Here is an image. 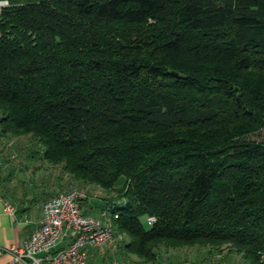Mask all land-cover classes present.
<instances>
[{"label":"trees","instance_id":"1","mask_svg":"<svg viewBox=\"0 0 264 264\" xmlns=\"http://www.w3.org/2000/svg\"><path fill=\"white\" fill-rule=\"evenodd\" d=\"M7 1L0 147L32 135L116 192L100 204L140 264L194 245L264 264V0Z\"/></svg>","mask_w":264,"mask_h":264},{"label":"rangeland","instance_id":"2","mask_svg":"<svg viewBox=\"0 0 264 264\" xmlns=\"http://www.w3.org/2000/svg\"><path fill=\"white\" fill-rule=\"evenodd\" d=\"M253 138L264 139V127L257 133H251ZM3 158L12 159L14 161H22L29 167L25 168L22 164L19 173L14 171L18 176L23 191H27L26 187L31 186L34 182L42 189L49 187L54 192L59 187V178L64 190L72 188H84L87 190L90 200L97 203L93 214L99 215L104 211V207L100 203H106L116 196V192L102 188L95 183H86L76 179L72 174L64 170L63 164H53L43 156L44 145H40L38 140L32 135H22L10 138L8 142L0 147ZM9 157V158H8ZM28 178V179H27ZM30 179V180H29ZM60 184V183H59ZM56 185V186H54ZM54 187V188H53ZM53 188V189H52ZM116 198V197H115ZM86 208V207H85ZM87 209V208H86ZM146 228H149L151 222L148 218H143ZM129 240V236L118 229L117 222H114V235L106 244L95 247L92 253L88 252V264H101L102 261H110L111 259H119L123 264H140L136 255H127L124 248L125 243ZM159 257L155 263L150 264H167L170 262H185L186 264H249L245 257L230 249L228 246L222 248L210 246H183L181 248H166L161 246ZM95 258L96 260H93ZM99 257V258H98ZM92 259V260H91Z\"/></svg>","mask_w":264,"mask_h":264},{"label":"built area","instance_id":"3","mask_svg":"<svg viewBox=\"0 0 264 264\" xmlns=\"http://www.w3.org/2000/svg\"><path fill=\"white\" fill-rule=\"evenodd\" d=\"M0 1V5L7 4ZM89 197L84 188L64 190L48 198L43 205L44 215L30 238L19 246L14 243L0 245V255L10 253L15 262L25 264H88L86 247H99L110 241L114 235L113 205L107 206L101 215L89 214L83 210V202ZM5 210L14 213L12 205L6 204ZM118 213H114L117 218ZM150 222L154 217H149ZM74 237L70 244L59 246L60 240L68 232ZM106 264H123L113 259ZM167 264H186L170 262Z\"/></svg>","mask_w":264,"mask_h":264},{"label":"crops","instance_id":"4","mask_svg":"<svg viewBox=\"0 0 264 264\" xmlns=\"http://www.w3.org/2000/svg\"><path fill=\"white\" fill-rule=\"evenodd\" d=\"M1 158H3L2 155H0V245L8 246L14 243L22 246L30 238L32 232L38 227L39 222L44 215V202L48 198L64 191V188L61 185V181L63 179L61 180V177L59 178V187L54 192L50 191L51 188L47 186L44 189L39 186V189L37 190V185L40 184H37L36 182H34L31 186L26 187L28 189L27 191H23L21 187L23 186L24 188V184H20L18 176L14 175L16 174L14 171L19 173L22 164L25 162L24 159H22V161H14L12 159L4 160ZM30 164H28V166L24 164L25 168L27 169ZM6 204H10L14 207V213H9L5 210ZM96 206L97 203H93V201L90 200V197L83 202V210L89 214H93V210ZM73 237L74 233L68 231L60 240L59 246H66L70 244ZM93 248L95 247L89 246L85 248L87 255L88 252L92 253ZM91 258L93 259L92 256ZM95 258L93 260H96ZM108 262L109 260L102 261L101 264H106ZM0 264L25 263L15 262L10 253H4L0 255ZM42 264L49 263L44 260Z\"/></svg>","mask_w":264,"mask_h":264}]
</instances>
